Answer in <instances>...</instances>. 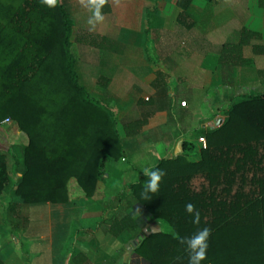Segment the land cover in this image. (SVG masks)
Wrapping results in <instances>:
<instances>
[{
    "label": "crops",
    "instance_id": "1",
    "mask_svg": "<svg viewBox=\"0 0 264 264\" xmlns=\"http://www.w3.org/2000/svg\"><path fill=\"white\" fill-rule=\"evenodd\" d=\"M63 2L72 17V4ZM75 5L81 19L73 27L72 55L79 81L114 116L122 155L109 162V181L98 182L91 198L79 188L73 192L70 181L66 203L30 205L15 194L21 174L9 154L25 144L0 152L8 176L0 193V264H148L138 252L141 242L173 231L133 205L128 187H145L144 166L176 160L180 143L183 152L184 144L197 147L198 137L220 128L218 120L235 103L264 93V79H250L248 68L234 75L219 62L223 45L251 20L261 23L253 31L264 33V6L256 0H106L104 21L92 31L87 9L80 0ZM78 32L85 36L80 43ZM254 52L243 51L252 60L249 71H263L264 57ZM143 120L138 133L126 135L124 124ZM15 136L26 143L19 129L3 135ZM185 161L197 164L201 155ZM127 215L129 228L116 236L111 222ZM148 226L159 232L142 236Z\"/></svg>",
    "mask_w": 264,
    "mask_h": 264
},
{
    "label": "trees",
    "instance_id": "2",
    "mask_svg": "<svg viewBox=\"0 0 264 264\" xmlns=\"http://www.w3.org/2000/svg\"><path fill=\"white\" fill-rule=\"evenodd\" d=\"M102 11L108 12L105 4ZM253 21L222 47L219 62L234 75L251 68L246 47L264 50V35L253 31ZM73 27L63 0L52 8L40 0H0V124L9 118L26 136L20 151L9 152L14 172L21 174L15 194L25 204L66 203L70 181L91 198L97 183L108 180L109 162L122 155L114 116L80 84ZM84 37L78 32L75 41ZM249 70L250 79H264V70ZM225 115L220 128L204 134L206 150L184 144L182 155L156 168L164 175L149 199L142 182L128 187L133 205L173 231L141 242L138 252L148 264H188L180 241L204 228L210 235L202 264H264V93L235 103ZM145 122L124 124L126 135L138 133ZM196 154L199 163L185 161ZM7 182L0 154V193ZM188 203L192 214L185 210ZM128 224V215L111 222L114 234Z\"/></svg>",
    "mask_w": 264,
    "mask_h": 264
},
{
    "label": "clouds",
    "instance_id": "3",
    "mask_svg": "<svg viewBox=\"0 0 264 264\" xmlns=\"http://www.w3.org/2000/svg\"><path fill=\"white\" fill-rule=\"evenodd\" d=\"M41 4L52 8L58 3V0H40ZM81 5L87 9L89 17L87 19V24L89 26V31L95 29L96 25L104 21V15L102 14V7L106 3V0H80ZM144 176L148 177L147 183L144 187V198L149 199L148 193H156L159 189V181L164 175V172L160 169H153L149 166H144L142 169ZM185 210L189 214L194 211V205L188 203L185 205ZM194 223L199 222V213L196 212L194 216ZM210 235V230L204 228L198 231L191 237L181 239V244H186L187 250L189 252L188 264H202L206 259V250L208 248V237Z\"/></svg>",
    "mask_w": 264,
    "mask_h": 264
},
{
    "label": "rangeland",
    "instance_id": "4",
    "mask_svg": "<svg viewBox=\"0 0 264 264\" xmlns=\"http://www.w3.org/2000/svg\"><path fill=\"white\" fill-rule=\"evenodd\" d=\"M75 2H76V0H68V3H70V4H72L71 6H72V8H71V11H72V17H73V19L75 20V21H73V23H76V25H78L77 23H79V21H80V19H81V17H80V8L79 7H77L76 5H75ZM72 17H71V19H72ZM72 19V20H73ZM252 21V20H251ZM250 23V22H249ZM257 23H259L260 25H261V23L260 22H258V21H253V26L252 27H254V24H256V25H258ZM264 23V22H263ZM76 25H75V27H76ZM263 35H264V33H263ZM91 40H95L94 38H91ZM96 41V40H95ZM264 50H263V48H261V49H258L256 52L257 53H264L263 52ZM81 52H87V51H85V50H83L82 49V51ZM148 53H150V56H151V52H148ZM154 55V54H153ZM257 55H259V54H257ZM263 57H264V55H262ZM89 59H87V61H88ZM263 60H264V58H263ZM83 62H84V60H83ZM86 62V61H85ZM93 66H94V64H93ZM225 67H227V68H230L231 69V66H225ZM90 73V72H89ZM264 88V87H263ZM9 119V118H8ZM10 120V119H9ZM17 129H19V127H18V125L14 122V121H12V120H10V124L9 125H7V126H2L1 124H0V152H2V153H5L6 152V150H7V148H10V147H19V146H21V144H25V143H23L24 141H25V139H24V137L23 136H20V137H9L10 139L8 140L7 138H5V137H3V135H8V136H10V135H12V136H14L15 135V131L17 130ZM24 140V141H23ZM8 156V158H9V160H11V157H10V155H7ZM109 181V178H108V180L105 182V183H107ZM101 183H103V182H101ZM104 183V184H105ZM71 187H72V190H73V192H74V190H76V191H78L79 189H78V187H77V185L76 184H74V183H72L71 184ZM89 199V198H88ZM39 206H42V207H44V205H39ZM74 215V214H73ZM44 220V224L42 225V227L44 226V228H45V226H47V228H48V226H49V221H47L46 219H43ZM163 226H164V229H170L167 225H165V224H163ZM44 231L45 230H43L42 231V234L43 235H46V232L44 233ZM170 231H171V229H170Z\"/></svg>",
    "mask_w": 264,
    "mask_h": 264
},
{
    "label": "built area",
    "instance_id": "5",
    "mask_svg": "<svg viewBox=\"0 0 264 264\" xmlns=\"http://www.w3.org/2000/svg\"><path fill=\"white\" fill-rule=\"evenodd\" d=\"M182 106H185L184 104H182ZM218 126H221L224 123V119H220L218 120ZM10 124V120L9 119H5L1 125L2 126H7ZM197 148L199 150H206L207 149V140L206 137L204 135L199 136L197 139Z\"/></svg>",
    "mask_w": 264,
    "mask_h": 264
},
{
    "label": "water",
    "instance_id": "6",
    "mask_svg": "<svg viewBox=\"0 0 264 264\" xmlns=\"http://www.w3.org/2000/svg\"><path fill=\"white\" fill-rule=\"evenodd\" d=\"M182 153H183L182 143H180L178 146V152L175 154V156L177 157L178 155H180ZM158 232H159V230L156 231L153 226H148L142 230V236L144 235V236L148 237L149 235H152V234H155Z\"/></svg>",
    "mask_w": 264,
    "mask_h": 264
}]
</instances>
